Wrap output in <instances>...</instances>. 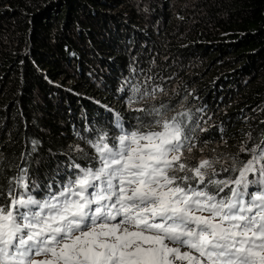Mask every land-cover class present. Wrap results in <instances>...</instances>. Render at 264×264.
Returning a JSON list of instances; mask_svg holds the SVG:
<instances>
[{"label": "trees", "instance_id": "trees-1", "mask_svg": "<svg viewBox=\"0 0 264 264\" xmlns=\"http://www.w3.org/2000/svg\"><path fill=\"white\" fill-rule=\"evenodd\" d=\"M134 72L181 86L130 105ZM160 105L222 144L217 178L233 176L238 146L264 141V0H0V205L22 171L36 199L59 192L115 114L130 130ZM196 109L217 120L199 135Z\"/></svg>", "mask_w": 264, "mask_h": 264}, {"label": "snow or ice", "instance_id": "snow-or-ice-1", "mask_svg": "<svg viewBox=\"0 0 264 264\" xmlns=\"http://www.w3.org/2000/svg\"><path fill=\"white\" fill-rule=\"evenodd\" d=\"M132 91L130 105L163 88ZM134 111L132 129L117 113V135L86 141L90 166L73 164L78 171L59 192L36 199L27 171L10 183L0 264H264V141L241 149L250 159L234 158L237 175L218 179L214 162L181 160L191 129L166 105Z\"/></svg>", "mask_w": 264, "mask_h": 264}, {"label": "rangeland", "instance_id": "rangeland-1", "mask_svg": "<svg viewBox=\"0 0 264 264\" xmlns=\"http://www.w3.org/2000/svg\"><path fill=\"white\" fill-rule=\"evenodd\" d=\"M154 57L156 58V55ZM162 59L163 61L166 60V56H162L161 60ZM153 60L155 61V64L152 65V68H150L148 72L153 71L152 69L156 67L157 65L156 60L155 59ZM148 77H151V79L149 80ZM171 77L169 78H166L165 76L160 77L158 81V85H156L157 83L156 78H153L152 76H150L149 74H145L144 72H134L132 79L127 80L125 86L123 87H127V90L129 91L130 88L131 90L133 89L134 85H137L143 82L145 83L144 85H148L150 89L153 87H157V86L159 88H163V92L157 91L156 96L167 95L170 92L177 93L178 88L176 87H180L181 84L179 81H177V84L174 83V78L172 77V80H171ZM143 89H144V86L141 87V91H143ZM189 106H193V105L191 104ZM196 114L198 117V123L195 129V133L197 135H199L203 131L210 129L213 125L217 124L216 118L211 116L210 114H206L204 109H196ZM186 143H188L191 146V151L184 150L181 156V160L185 162L188 166H197L201 161L209 160L211 162H214L215 171L219 174L221 167H224L228 161L227 159L223 158L224 157L223 155H226L227 153L223 151L224 146L222 144L212 143L210 141H200L198 136L191 137ZM245 145H246V142H244L243 145L238 146V152H235L236 154L233 157V159L237 157V153H241V152H243L248 157V159H250V153H248L247 151H241L242 148L248 149L245 147ZM237 174L238 173H234L233 176ZM253 178H254L253 176L251 175L249 176V179H253ZM29 181L30 180H28V183ZM254 190H258V186H250L249 191L253 192ZM33 259L35 261H41L45 259V257L41 255H36L35 257H33Z\"/></svg>", "mask_w": 264, "mask_h": 264}]
</instances>
